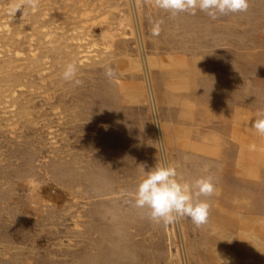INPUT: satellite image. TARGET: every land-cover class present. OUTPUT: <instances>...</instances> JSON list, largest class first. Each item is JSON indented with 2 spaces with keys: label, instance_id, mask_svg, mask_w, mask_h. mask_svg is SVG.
<instances>
[{
  "label": "rangeland",
  "instance_id": "rangeland-1",
  "mask_svg": "<svg viewBox=\"0 0 264 264\" xmlns=\"http://www.w3.org/2000/svg\"><path fill=\"white\" fill-rule=\"evenodd\" d=\"M260 110L264 0H0V264H264ZM158 162L212 177L205 224L135 206Z\"/></svg>",
  "mask_w": 264,
  "mask_h": 264
},
{
  "label": "clouds",
  "instance_id": "clouds-1",
  "mask_svg": "<svg viewBox=\"0 0 264 264\" xmlns=\"http://www.w3.org/2000/svg\"><path fill=\"white\" fill-rule=\"evenodd\" d=\"M154 3L172 15L198 8L213 20L218 15L247 12L249 9V0H154ZM25 4L34 8L38 0H25ZM62 75L64 80L73 81L77 75L76 65L66 64ZM114 75L111 67L105 69L106 77L111 79ZM75 83L79 84L80 81L75 80ZM252 126L260 135H264V110L256 113ZM214 191L211 176L200 177L194 182L184 181L178 177L174 166L158 162L138 183L135 206L140 209L147 207L150 210L148 218L153 222L168 224L178 217H187L200 227L207 222L210 209L208 200L200 197H211Z\"/></svg>",
  "mask_w": 264,
  "mask_h": 264
}]
</instances>
